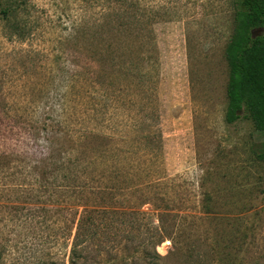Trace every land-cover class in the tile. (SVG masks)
Wrapping results in <instances>:
<instances>
[{
	"label": "rangeland",
	"instance_id": "obj_1",
	"mask_svg": "<svg viewBox=\"0 0 264 264\" xmlns=\"http://www.w3.org/2000/svg\"><path fill=\"white\" fill-rule=\"evenodd\" d=\"M7 1L0 264H264V137L226 120L231 0Z\"/></svg>",
	"mask_w": 264,
	"mask_h": 264
},
{
	"label": "trees",
	"instance_id": "obj_2",
	"mask_svg": "<svg viewBox=\"0 0 264 264\" xmlns=\"http://www.w3.org/2000/svg\"><path fill=\"white\" fill-rule=\"evenodd\" d=\"M139 1L130 0L128 3L126 14L130 16V19L139 20L136 15L137 10L140 12L138 8L142 6ZM231 2L233 28L225 47L228 68L226 120L232 123L248 118L254 129L264 137V0H231ZM0 5L2 15L7 19V25L12 34L22 39L24 25L10 20L14 11L13 5L7 0ZM127 74L128 72H123L120 78ZM141 74L144 75V73ZM70 75L76 78V83L99 81L91 76L89 71H79ZM152 133L150 129H147L146 138ZM255 154L258 160L264 161V143ZM203 208L213 209L207 201H204Z\"/></svg>",
	"mask_w": 264,
	"mask_h": 264
}]
</instances>
